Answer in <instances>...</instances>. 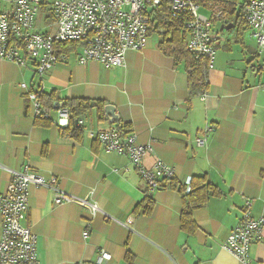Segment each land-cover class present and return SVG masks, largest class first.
<instances>
[{
  "label": "crops",
  "instance_id": "1",
  "mask_svg": "<svg viewBox=\"0 0 264 264\" xmlns=\"http://www.w3.org/2000/svg\"><path fill=\"white\" fill-rule=\"evenodd\" d=\"M214 30L217 51L205 92L191 87L185 62L164 54L161 38L151 34L145 48L127 51L124 66L82 64L81 47L42 76L32 62L0 59V193L9 190L12 171L28 166L101 209L93 215L77 202L55 204L52 189L32 184L23 223L36 236L39 264L95 261L100 250L111 255L102 264H239L225 248L229 234L247 210L264 217V50L248 24L240 36L234 26ZM33 91L57 97L51 110L43 108L48 126L36 124L43 116L35 115L28 98ZM74 98L105 100L119 120L111 122L106 111L103 117L94 109L80 117L81 139L63 134L68 126L57 124L63 105L55 104ZM118 122L139 143L152 145L147 167L161 160L174 168L180 184L206 176L222 191L195 209L194 233L181 228L178 191H149L127 155L107 151L89 134L119 127ZM208 125L216 131L206 135ZM203 136L206 145H197ZM148 193L155 201L150 215L136 210ZM2 232L0 213V238ZM251 262L264 264V230L251 247Z\"/></svg>",
  "mask_w": 264,
  "mask_h": 264
},
{
  "label": "built area",
  "instance_id": "2",
  "mask_svg": "<svg viewBox=\"0 0 264 264\" xmlns=\"http://www.w3.org/2000/svg\"><path fill=\"white\" fill-rule=\"evenodd\" d=\"M164 0H0V59L25 66L33 63L37 75L42 76L58 62L68 57L66 52H56V45L79 42V61L87 64L96 60L107 67L124 66L128 50H141L149 43L152 14ZM172 16L188 13L190 18L184 29L188 34L187 49L196 58L209 60L213 67L218 33L214 19L220 16L217 8L207 7L209 14L201 11L196 0H166ZM40 12H48L37 24ZM244 18L264 50V0H247L243 5ZM160 31H164L160 29ZM26 87V84H24ZM264 89V84H263ZM35 115L50 118L33 91L28 94ZM57 124L67 127L71 112L67 107L58 110ZM79 125L84 119L77 120ZM216 131L208 125L206 135ZM109 152L127 155L153 192L161 187L162 180L175 179L172 166L157 160L152 167L144 164L145 156L153 151L151 144H141L133 132L114 126L100 132H89ZM199 146L206 145V137H197ZM13 180L6 193H0V213L3 232L0 238V264H39L37 239L31 228L23 223L29 209V188L33 184L54 191L55 204L77 202L95 215L101 211L96 202L71 196L59 189L56 177L46 178L28 166L12 171ZM191 180L186 182L190 191ZM264 217L255 218L247 210L242 220L233 228L225 248L239 264H252L251 247L262 238ZM89 232L85 230L84 236ZM111 255L100 250L95 261L80 264H102Z\"/></svg>",
  "mask_w": 264,
  "mask_h": 264
},
{
  "label": "trees",
  "instance_id": "3",
  "mask_svg": "<svg viewBox=\"0 0 264 264\" xmlns=\"http://www.w3.org/2000/svg\"><path fill=\"white\" fill-rule=\"evenodd\" d=\"M202 7L213 6L221 8L218 13L220 16L214 19V22L221 21L222 27L233 23L234 27L238 30V35L243 29L247 27L244 15L243 5L247 0H196ZM202 9V8H201ZM188 13H183L178 16H172L170 6L166 0L156 8L152 14V29L151 33L157 32L161 36L159 43L160 50L179 63L184 61L189 71V84L192 88H197L200 91H207L209 85L206 81V75L209 68L208 58H196L187 49L188 34L184 29L185 22L189 20ZM163 29L164 31H160ZM150 33V34H151ZM81 43L79 42H66L56 45V52H78ZM38 99L42 107L46 110H51L56 101L54 92L45 93L39 91L37 93ZM105 100H89V99H67L63 101V107L69 108L71 112V122L67 128H63V134L81 139L82 127L78 124L77 120L90 113L92 110L97 109L98 112L104 117ZM36 124L39 126L50 125V120L45 117L37 118ZM119 128L128 131L126 124L118 122ZM187 184H180L173 180H162L160 188H169L178 191L183 196V208L181 211V228L185 232L192 234L197 230V224L194 219V211L207 203L209 198L213 196L222 195V191L218 186L213 185L208 181L206 176H194L191 179L190 191H187ZM155 207V201L152 193H148L143 201L137 206L136 210H142L144 214L150 215Z\"/></svg>",
  "mask_w": 264,
  "mask_h": 264
},
{
  "label": "water",
  "instance_id": "4",
  "mask_svg": "<svg viewBox=\"0 0 264 264\" xmlns=\"http://www.w3.org/2000/svg\"><path fill=\"white\" fill-rule=\"evenodd\" d=\"M234 26V24L233 23H230V24H228V25H225V26H223L222 27V29H224V28H226V29H230V28H232ZM63 104L62 103H60V102H57L56 104H55V107H61ZM105 111H106V114H107V116H108V119L111 121V122H116V121H118L119 120V115H118V113H117V110H116V108H115V106H113V105H107L106 107H105Z\"/></svg>",
  "mask_w": 264,
  "mask_h": 264
},
{
  "label": "rangeland",
  "instance_id": "5",
  "mask_svg": "<svg viewBox=\"0 0 264 264\" xmlns=\"http://www.w3.org/2000/svg\"><path fill=\"white\" fill-rule=\"evenodd\" d=\"M207 7H209V6H207ZM207 7H205V8H207ZM213 8H216V7H213ZM219 9H221V8H219ZM219 9H218V7H217V12L219 11ZM201 11H203L204 13H206V14H209V10H205L204 8H202L201 9ZM48 12H40L39 13V15L37 16V24L38 25H41L40 23H39V21H40V19H43L44 17H45V15L47 14ZM222 23V22H221ZM218 20L215 22V24H214V27L217 29V30H221V31H224V32H228V31H230V30H223V29H221L222 27V24H221ZM42 26V25H41ZM249 31V30H248ZM250 32V31H249ZM151 35H152V38L153 39H155L156 41H158L160 38H161V36L157 33V32H153V33H151Z\"/></svg>",
  "mask_w": 264,
  "mask_h": 264
}]
</instances>
